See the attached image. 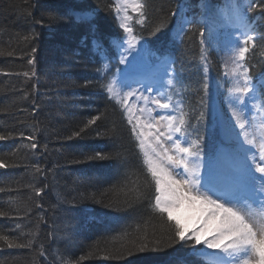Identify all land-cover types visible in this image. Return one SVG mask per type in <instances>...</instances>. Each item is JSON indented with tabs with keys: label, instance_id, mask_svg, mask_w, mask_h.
Returning a JSON list of instances; mask_svg holds the SVG:
<instances>
[{
	"label": "trees",
	"instance_id": "16d2710c",
	"mask_svg": "<svg viewBox=\"0 0 264 264\" xmlns=\"http://www.w3.org/2000/svg\"><path fill=\"white\" fill-rule=\"evenodd\" d=\"M211 1L217 5L225 2ZM243 1L248 2L240 3ZM147 2L150 20L155 22L184 0ZM187 2L195 5L198 0ZM111 3L0 0V135L7 137L0 141V160L9 165L0 168V212L6 213L0 216V234L19 237V242L35 240L31 249H9L0 241V264H206L203 259L186 257L192 249L181 244L126 254L129 242L138 235L134 232L138 223L148 221L149 232L160 235V221L149 205L154 182L143 165V153L127 115L101 87L104 63L109 64V78L121 67L118 54L110 50V59L105 60L94 52L91 34L73 15L74 10L97 9L96 35L107 46L110 37L126 35ZM198 12L193 8L189 16ZM260 15L258 9L247 13L250 21ZM135 19L136 14L131 22L135 34L142 35L157 56L168 55L175 61L186 119L192 126L187 135L196 139L202 135L203 148L212 146L215 111L209 83L214 78L215 83L228 86L225 54L217 48L225 41L224 35L209 38L205 76L196 27L179 38L177 20L170 17L167 28L152 35L149 27L140 26ZM38 20L44 22L43 27ZM256 25L264 32V20H256ZM258 49L250 54V74L255 79L264 74V55ZM33 58L35 63H29ZM33 71L35 75H31ZM24 72L30 76L25 77ZM223 91L219 87L217 101L222 112ZM202 111L209 117L207 125L202 120L197 123ZM96 116L100 119L89 125ZM29 135H35L36 149L25 147L33 142L25 138ZM97 151L113 158L87 159ZM37 166L42 172L36 171ZM146 182L147 198L133 200L130 190ZM41 188L43 192L37 195L36 189ZM126 199L132 201L130 206L125 205ZM40 245L44 256L39 255Z\"/></svg>",
	"mask_w": 264,
	"mask_h": 264
},
{
	"label": "snow or ice",
	"instance_id": "6c2138e0",
	"mask_svg": "<svg viewBox=\"0 0 264 264\" xmlns=\"http://www.w3.org/2000/svg\"><path fill=\"white\" fill-rule=\"evenodd\" d=\"M109 7L126 35L123 38L110 37L107 46L96 35L97 25L94 21L97 9L74 10V19L77 24L87 27L92 36L91 48L94 52L108 60L110 50L115 51L119 57L118 63L126 64L129 68L133 67L129 56L147 50L141 44L142 35L135 34L131 24L133 17L128 14V9L136 14L135 22L142 27H149L152 35L164 31L170 17L177 20L176 35L179 38L191 31L192 27H196L205 76L209 63L206 45L211 46L209 38H214L217 34L224 35L225 45L221 47L217 44V48L227 57L223 61L224 76L232 81V86L228 88V104L234 122L228 125V129L237 141L235 152L238 164L223 169H218L214 161L206 159L202 135L187 143V146H181L175 134L183 136L192 126L186 119L187 113L183 110L182 101L173 99L174 96L182 95L173 66L175 61L156 56L163 81L162 87L166 86L168 91H160L155 96H145L139 88L122 92L119 86L121 82L115 77H108L109 64L104 63L101 70L105 73V78L101 87L110 99L120 104L127 115L128 124L132 126L131 131L143 153V165L154 182L149 205L160 221V235H157L156 231L149 232L148 221L143 225L138 223L134 228L138 235L129 242L126 254L159 251L181 244L193 250L189 255L205 260L206 264H264V74H261L259 86L253 83V77L249 74L252 67L250 54L254 55L258 45L261 55H264V43H260L264 41V32L256 25V20H264V0H248L244 5L240 0H225L222 5H215L211 0H198L197 4L192 5L184 0L170 8L166 16L155 22L150 20L147 0H112ZM193 8H198L199 12L189 16ZM257 9L261 15L250 21L247 13ZM36 23L44 26L43 21L38 20ZM51 23L50 17L49 26ZM32 38H35V33ZM32 51L35 52L36 49L33 48ZM152 55L155 56L156 53ZM135 59L133 56V60ZM29 63L34 64V58L29 60ZM23 75L30 76L29 72H24ZM31 75H35V72ZM127 75L125 71V83ZM203 88L207 93V83ZM133 97L143 102L141 107L137 108L136 103H128ZM149 105L170 110L169 114L160 116V120L166 121L163 125L164 131L156 126L159 121L152 123L155 118L152 117V108ZM99 119L100 117L96 116L90 119L88 124L93 125ZM145 120L149 122L146 123ZM200 120L207 125L209 117L202 111L197 123ZM152 128H155V132L150 130ZM75 135L79 136L80 132ZM149 136L154 138V143L147 142ZM25 138L33 141L25 147H38L35 135ZM5 139L6 136L0 135V141ZM165 141L172 142L171 150L165 146ZM112 158L110 154L99 151L87 157L90 161ZM8 166L0 160V168ZM177 168L183 169V173L174 175ZM36 171L42 172V169L37 166ZM148 186L146 182L143 187H133L130 190L134 193L132 199L140 201L147 198ZM0 191L3 189L0 188ZM42 192V188L36 189L37 195ZM131 202L126 199L124 203L130 206ZM254 204L258 205L259 210L253 207ZM182 205L198 209L207 216L203 228L191 234L185 231L181 221L174 216V211ZM3 215L6 213L0 212V216ZM36 234L32 233L33 236ZM127 234L125 232V235ZM0 241L9 249H31L35 243L34 239L19 242V237L10 238L6 234H0ZM201 244L211 252L198 249L197 246ZM44 254L43 246L40 245L39 255ZM180 264H183V261Z\"/></svg>",
	"mask_w": 264,
	"mask_h": 264
},
{
	"label": "rangeland",
	"instance_id": "374dc122",
	"mask_svg": "<svg viewBox=\"0 0 264 264\" xmlns=\"http://www.w3.org/2000/svg\"><path fill=\"white\" fill-rule=\"evenodd\" d=\"M212 3V2H211ZM214 4V3H213ZM216 5V4H215ZM131 10V9H130ZM129 9H128V13H129ZM117 20V19H116ZM118 22V21H117ZM132 22V21H131ZM238 34V33H237ZM222 35V34H221ZM218 39H219V36H218ZM217 40V39H216ZM220 40V39H219ZM142 44V43H141ZM221 47H223L225 45V41H222L221 43ZM138 48L140 47L139 45L137 46ZM133 56L136 57L135 60H133ZM225 58H227L225 56ZM129 60L132 61L133 63V67L132 68H129L128 65L126 64H123V68L122 70H120L117 75L115 76V78L118 79V81H120V88H121V91L122 92H126V91H130V90H133V89H137L139 88V90L141 92H144V95L145 96H148L149 94H151L152 96H155L157 95V93L161 90L160 87H157L156 89H153V84H154V80L157 79L158 75H161V72H160V69L159 67H157L156 70H154L153 68H151L150 65L148 64H144V61H143V57H142V53H133L132 56H129ZM225 70V69H224ZM125 71H127L128 75H127V78H126V83H125V76H124V73ZM147 71L148 72V76L147 78L149 79V82H150V85L151 87H147V86H141L140 83H139V80H140V77L143 76V73ZM145 77V76H143ZM151 77V78H150ZM212 78V77H211ZM228 78V77H227ZM215 79L212 78L210 80V83H213ZM231 80V79H230ZM212 95L214 97V105H217V99L219 100L220 99V95H219V86L218 87H213L212 89ZM219 102V101H218ZM129 104H133V103H136V106L137 108L141 107L143 102L142 101H139L137 97H133L131 98L129 101H128ZM220 104V103H219ZM223 106H225V110L220 113H217L216 114V123H217V120L220 119L221 121V128H222V131L221 133L224 131V132H229V129H228V125L230 123H234L231 119V113H230V110H229V104H228V97L227 96H224V104ZM150 108H152V117H154L155 119L152 121V123H156V121H159L158 124H156L157 127L160 128L161 131H164V127L163 125L166 124V121H162L160 120V116L162 114H164L163 112H166L167 109H159L157 108L155 105H149ZM139 115V113H137ZM145 122H149L147 120H145ZM216 127V125H215ZM215 127L212 128L213 129V132L215 130ZM139 130V129H138ZM152 132H155V128H152L150 129ZM146 131H149L148 129H146ZM211 133V132H210ZM230 133V132H229ZM221 136V134H220ZM226 136H224V138L226 139ZM219 138V137H218ZM218 138H215V140H218ZM162 139H164L162 137ZM212 140H214V137L212 138ZM214 140V142H215ZM148 143H154V138L149 136L148 137ZM216 144V143H215ZM165 146L166 147H169L170 148V142L168 141H165ZM171 150V148H170ZM221 161V159L219 158V162ZM224 167H226L225 165H222V167L220 169H223ZM175 173H183L181 171V168H177L175 169L174 171ZM174 173V174H175ZM259 175V174H257ZM257 204H254V208H256L258 210V205L256 206ZM183 208V207H182ZM188 208L187 206H185L184 209H182L181 211L179 209L175 210L174 211V216L179 219L181 221V224L183 225L184 229L186 232H188V234H191L193 231H197L195 229H193L190 225H188V219H187V216H185L184 214H182V211H185V209ZM196 216H202V215H198L196 214ZM201 246H203V250L204 251H207V252H211V250H207L204 248V245L201 244ZM200 245L197 246V248L199 249ZM193 251V250H191Z\"/></svg>",
	"mask_w": 264,
	"mask_h": 264
},
{
	"label": "bare ground",
	"instance_id": "6f19581e",
	"mask_svg": "<svg viewBox=\"0 0 264 264\" xmlns=\"http://www.w3.org/2000/svg\"><path fill=\"white\" fill-rule=\"evenodd\" d=\"M96 17H97V14H96ZM228 83V86H225V84L223 85L220 84V83H215V81H213V83H209L210 84V88L212 89L213 87H222V91L224 90L227 97L229 96V93H228V88H230L232 86V81L230 80V78L228 77L227 78V82ZM223 91V92H224ZM203 98H205L204 96H202ZM206 99V98H205ZM222 131V128H221V125H217L215 127V130L212 134V136L214 138H218V140H215V143L216 145H224L225 144V139L223 138L224 134L221 133ZM221 134V136H220ZM233 137V135H231ZM185 206H187L188 208L185 209V211H182V214H186L185 216H187V219H188V225H190L193 229L195 230H198V229H201L204 227V221L207 220V216L206 215H203L198 209H193L191 207H189L188 205H182L179 210L181 211L182 209L185 208ZM183 207V208H182ZM196 214L198 215H202V216H196Z\"/></svg>",
	"mask_w": 264,
	"mask_h": 264
}]
</instances>
